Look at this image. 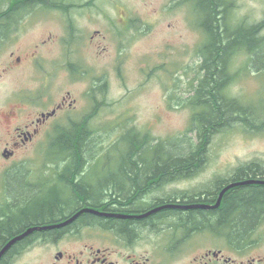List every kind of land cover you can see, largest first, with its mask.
<instances>
[{
    "label": "rangeland",
    "instance_id": "374dc122",
    "mask_svg": "<svg viewBox=\"0 0 264 264\" xmlns=\"http://www.w3.org/2000/svg\"><path fill=\"white\" fill-rule=\"evenodd\" d=\"M226 1L235 23H264V0ZM75 4L79 7L66 13L41 10L17 24L8 41H0V210L13 204V211L17 205L11 188L24 184L20 176L6 179L10 166L21 165L31 176L39 172L49 177L57 165L48 155L51 139L45 138L23 146L13 160H7L4 153L12 156L5 150L12 140L8 134L12 125L29 124L40 113L51 112L63 97L75 100L76 109L58 123L68 130L71 122L89 119L88 127L96 133V150L88 155L85 171L104 182L126 160L130 149L114 144L128 131L149 135L157 142L181 137L190 128L193 111L185 103L194 93L201 63L198 53L206 40L195 22V9L185 0H75ZM19 57L22 63L16 66ZM65 64L94 66L103 86L98 95L89 92L87 81L92 77L66 71ZM244 64L241 56L235 69ZM231 94L259 114L264 110V73L253 67L243 71ZM12 111L19 118L7 120L5 114ZM193 136L190 133L189 138ZM208 150L192 181L166 185L159 196L181 190L211 191L217 180L232 176L239 168L258 160L264 164V131L236 124L217 133ZM152 154L146 148L141 155L149 161ZM6 180L12 186L9 192L4 189ZM6 197L9 204L4 203ZM70 247L76 248L77 243ZM53 254L55 250L40 242L12 264H48Z\"/></svg>",
    "mask_w": 264,
    "mask_h": 264
},
{
    "label": "flooded vegetation",
    "instance_id": "af4514ba",
    "mask_svg": "<svg viewBox=\"0 0 264 264\" xmlns=\"http://www.w3.org/2000/svg\"><path fill=\"white\" fill-rule=\"evenodd\" d=\"M124 23L127 25L125 20ZM21 63L22 59L17 58L16 66ZM84 66L80 64L71 68L65 64L66 71L92 77L87 81L89 92L98 95L102 87L99 75L95 74L97 71L94 66ZM74 109L76 101L63 97L51 112L40 113L29 124H13L8 133L12 140L5 147L12 156L7 160H13L23 146L39 138L50 139L60 129H64L58 120ZM5 116L10 121L19 118L14 111ZM70 125V129L77 128L83 132L76 136H92L95 141L96 133L89 129L87 117ZM151 157L149 161L155 158L153 154ZM202 165L195 166L186 175L164 178L166 180H160L162 175H148L149 167L142 168L144 172L140 176L141 181L137 182L135 195L125 198L124 203H120V198L115 195L98 194L100 182L104 180L91 175V171L89 176L84 171L76 178L78 182L87 178L84 185L90 186L93 203L85 201L80 193L72 195L73 182L63 180L69 177L62 174L68 172L65 165L53 166L55 170L51 171L49 177L39 176V172L31 176V171L25 167L12 165L5 173L6 179L20 176L24 184L39 195L44 194V198L58 195L62 203L68 205L60 222L40 227L60 225L77 217L62 228L36 231L17 242L11 249L14 253L8 255L7 260H1L0 264H12L22 252L40 242L55 250L48 264H264V196H260V193L264 194V164L258 160L254 165L239 168L232 176L217 180L211 191L196 193L181 190L168 197L159 196L160 188L166 185L192 181ZM251 168L253 175L241 176ZM120 172L121 169L110 178ZM69 178L75 179L73 176ZM248 181L262 184H243ZM10 188L6 180L5 191ZM5 200L9 202L7 197ZM86 209L99 214L81 213ZM18 216V212L0 213V220ZM237 221L246 227H238ZM30 228L13 234L6 244H0V251ZM71 243H77V247H70Z\"/></svg>",
    "mask_w": 264,
    "mask_h": 264
},
{
    "label": "trees",
    "instance_id": "16d2710c",
    "mask_svg": "<svg viewBox=\"0 0 264 264\" xmlns=\"http://www.w3.org/2000/svg\"><path fill=\"white\" fill-rule=\"evenodd\" d=\"M185 1L195 9V22L206 37L198 53L201 63L198 79L193 84L194 93L185 103L186 107L193 111L190 128L181 137L157 142H152L149 135L141 136L133 130L122 135L114 145L124 144L131 152L127 154L117 176L100 182L101 186L97 192L101 196L115 195L120 198V203H124L125 198L135 195L137 182L141 181L140 176L148 167L147 174L162 175L160 180L188 174L195 166L199 167L205 162L212 138L236 124L258 133L264 131V110L255 114L251 106L231 94L234 82L243 71L247 72L253 67L256 71L264 73V36L261 34L264 23H235L230 16L231 4L226 0ZM76 6L75 0H0V41H8L17 29V24L31 15L41 13V10L55 9L66 13L69 8ZM241 56L245 58L244 67L235 69ZM169 103L172 105V102ZM77 133L83 132L77 128L60 129L56 132L50 138L48 155L51 162L66 166L68 172L62 173L63 175L75 177L63 178L73 182L72 195L80 193L85 197V201L92 202V190L90 186L84 185L87 178L78 182L76 177L85 173V167L89 163L87 157L96 150V144L92 136H76ZM190 133L194 135L193 138H189ZM146 148L153 151L154 160H145L141 155L142 150ZM54 152L57 155H54ZM89 174L90 171L88 176ZM243 174L241 176L253 175L254 171L252 168L247 169ZM23 185L19 189L10 186L13 190L11 196L15 201L14 207L17 205L13 211V204L0 210V213L19 214L15 219L11 217L0 220V244H6L13 234L24 232L32 226L58 223L67 209L68 205L62 203L58 195L44 198V194L39 195L35 190ZM260 196H264L263 192ZM4 203L9 204L7 200ZM235 223L238 227L242 226L240 221ZM11 249L3 256L2 261L14 253Z\"/></svg>",
    "mask_w": 264,
    "mask_h": 264
},
{
    "label": "water",
    "instance_id": "95a60500",
    "mask_svg": "<svg viewBox=\"0 0 264 264\" xmlns=\"http://www.w3.org/2000/svg\"><path fill=\"white\" fill-rule=\"evenodd\" d=\"M7 153V152H6ZM4 153V157L5 158H9L11 156V154H6ZM245 185L247 184H262V182H257V181H248V182H245L244 183ZM223 195V193L221 194V196ZM204 208V207H202ZM208 208V207H206ZM88 212H91V213H94V214H99L98 212L96 211H93V210H89V209H86L84 211H82L81 213H88ZM79 215V214H78ZM77 217V216H76ZM76 217H74L73 219H71L70 221L66 222V223H62L60 225H53V226H44V227H33V228H30L27 232L23 233L22 235L20 236H17L15 237L13 240H11L1 251H0V260L3 258V256L12 248L13 245H15L17 242L23 240L24 238L30 236L32 233L36 232V231H45V230H53V229H56V228H62L64 226H66L68 223L72 222Z\"/></svg>",
    "mask_w": 264,
    "mask_h": 264
},
{
    "label": "bare ground",
    "instance_id": "6f19581e",
    "mask_svg": "<svg viewBox=\"0 0 264 264\" xmlns=\"http://www.w3.org/2000/svg\"><path fill=\"white\" fill-rule=\"evenodd\" d=\"M243 184H244V183H243ZM243 184H242V185H243ZM239 185H240V184H239ZM242 185H241V186H242ZM251 185H252V184H251ZM254 185H255V184H254ZM234 186H235V185H234Z\"/></svg>",
    "mask_w": 264,
    "mask_h": 264
}]
</instances>
